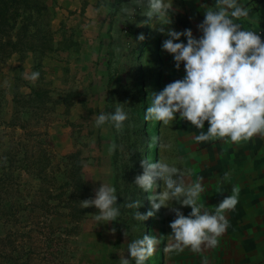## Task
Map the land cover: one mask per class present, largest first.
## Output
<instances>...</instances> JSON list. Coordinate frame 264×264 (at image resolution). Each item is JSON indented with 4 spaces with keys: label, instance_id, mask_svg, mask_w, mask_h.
<instances>
[{
    "label": "rangeland",
    "instance_id": "374dc122",
    "mask_svg": "<svg viewBox=\"0 0 264 264\" xmlns=\"http://www.w3.org/2000/svg\"><path fill=\"white\" fill-rule=\"evenodd\" d=\"M168 2L158 20L148 0H0V264H119L136 233L158 239L145 264L181 261L165 250L172 199L138 224L126 206L141 160L166 163L161 122L144 117L135 132L131 110L162 90L159 28L179 20ZM116 107L128 113L122 130L95 126ZM103 182L118 196L108 223L81 207ZM163 189L158 178L142 195V214Z\"/></svg>",
    "mask_w": 264,
    "mask_h": 264
},
{
    "label": "clouds",
    "instance_id": "9594fccd",
    "mask_svg": "<svg viewBox=\"0 0 264 264\" xmlns=\"http://www.w3.org/2000/svg\"><path fill=\"white\" fill-rule=\"evenodd\" d=\"M148 3V16L159 20L165 7L163 0H148ZM215 4V9H205L204 19L197 25L202 33L198 38L190 28L183 31L166 30L164 25L159 28L169 37L163 41L162 49L172 55L177 70L183 65L185 75L151 93L145 120L167 125L179 114L181 120L198 129H203L207 122V131L194 136L197 142L222 139L240 144L256 135H264V39L236 22L248 16V9L238 0H215ZM181 37H186V43ZM144 39L141 33L138 40ZM39 75V72H32L30 76L25 73L24 78L35 81ZM128 118V113L116 107L114 111L96 115L95 126L111 122L120 131ZM116 147L112 143L109 152L115 151ZM141 166L144 171L135 177L134 183L151 192L159 178L163 180L164 189L149 196L152 210L146 214L137 211L134 218L145 221L162 206H167L166 198L172 199L182 206H190L191 212L185 215L180 208H172L175 218L170 222L172 232L165 250L183 252L190 248L199 253L205 247H216L228 227L225 213L238 203V189L233 187L232 194L210 209L199 201L205 190L202 178L186 184L183 173L168 163L143 159ZM94 192V197L81 200V207L97 208L95 219L99 223L117 220L116 189L103 182ZM126 206L139 208L140 204L138 201L126 202ZM157 245V237L144 234L143 238L129 243L131 259L121 256L119 264H130L132 260L135 264H145Z\"/></svg>",
    "mask_w": 264,
    "mask_h": 264
},
{
    "label": "crops",
    "instance_id": "0c3cea01",
    "mask_svg": "<svg viewBox=\"0 0 264 264\" xmlns=\"http://www.w3.org/2000/svg\"><path fill=\"white\" fill-rule=\"evenodd\" d=\"M248 9V16L237 23L254 31L264 23V0H238ZM174 13L178 24L176 31L192 29L197 38L202 34L197 25L204 19L206 8L215 9V0H169L167 5ZM169 38L167 35L164 38ZM186 43V37H181ZM180 42V41H177ZM163 66L159 76L161 89L185 75L183 65L177 70L171 54L164 51ZM164 128L166 144L165 161L183 173L185 183L203 179L204 191L199 201L210 209L224 197L238 189L236 207L225 213L228 220L226 232L219 237L214 248H203L199 253L185 248L174 264H264V135L235 144L222 139L197 142L195 135L206 132L208 124L198 129L183 121L177 114L176 120ZM227 174V176H226ZM172 207L180 208L185 215L191 212L190 206H182L172 200ZM174 212V211H172ZM175 213L164 217L167 229V244L170 242V222Z\"/></svg>",
    "mask_w": 264,
    "mask_h": 264
},
{
    "label": "trees",
    "instance_id": "16d2710c",
    "mask_svg": "<svg viewBox=\"0 0 264 264\" xmlns=\"http://www.w3.org/2000/svg\"><path fill=\"white\" fill-rule=\"evenodd\" d=\"M48 92L41 93V97H43L44 99V95H45V102L51 101V98L48 96L47 94ZM145 110H146V104L142 103L140 106L138 105H134L132 110H131V115H132V121L134 122V131L136 132L139 128V122L145 117ZM143 130V129H142ZM138 170V169H137ZM144 171L143 167H139V174H142ZM133 182L135 181V179L132 180ZM133 194L131 195V202H135L138 201L140 204L141 199L143 198V194H147V191H144L143 189H141L140 187H138L136 184L133 185ZM135 209V213L137 211L142 212V208L141 205L139 208H134ZM134 213V214H135ZM134 222H136L138 224V220H136L134 218ZM143 238L142 235H140L139 233H136L135 236V240L136 239H140Z\"/></svg>",
    "mask_w": 264,
    "mask_h": 264
},
{
    "label": "built area",
    "instance_id": "2783aa9c",
    "mask_svg": "<svg viewBox=\"0 0 264 264\" xmlns=\"http://www.w3.org/2000/svg\"><path fill=\"white\" fill-rule=\"evenodd\" d=\"M257 34L261 35V38L264 39V23L261 24L258 28L254 30Z\"/></svg>",
    "mask_w": 264,
    "mask_h": 264
}]
</instances>
